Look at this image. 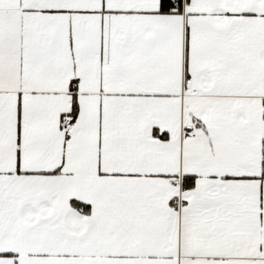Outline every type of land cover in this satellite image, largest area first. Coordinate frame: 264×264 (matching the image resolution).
Wrapping results in <instances>:
<instances>
[{
    "label": "snow or ice",
    "instance_id": "obj_1",
    "mask_svg": "<svg viewBox=\"0 0 264 264\" xmlns=\"http://www.w3.org/2000/svg\"><path fill=\"white\" fill-rule=\"evenodd\" d=\"M0 264H264V0H0Z\"/></svg>",
    "mask_w": 264,
    "mask_h": 264
}]
</instances>
